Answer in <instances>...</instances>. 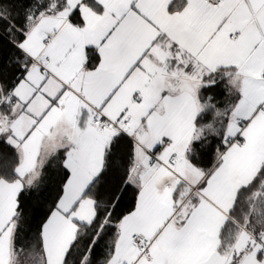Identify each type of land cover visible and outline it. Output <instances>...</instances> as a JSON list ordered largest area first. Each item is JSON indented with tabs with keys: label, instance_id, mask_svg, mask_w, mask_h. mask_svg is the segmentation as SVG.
I'll return each instance as SVG.
<instances>
[{
	"label": "snow or ice",
	"instance_id": "6c2138e0",
	"mask_svg": "<svg viewBox=\"0 0 264 264\" xmlns=\"http://www.w3.org/2000/svg\"><path fill=\"white\" fill-rule=\"evenodd\" d=\"M0 264H264V0H0Z\"/></svg>",
	"mask_w": 264,
	"mask_h": 264
}]
</instances>
